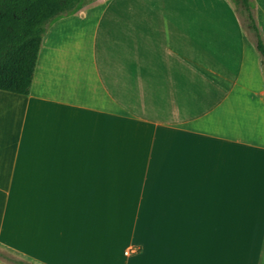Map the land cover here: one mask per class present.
<instances>
[{
    "label": "crops",
    "instance_id": "crops-1",
    "mask_svg": "<svg viewBox=\"0 0 264 264\" xmlns=\"http://www.w3.org/2000/svg\"><path fill=\"white\" fill-rule=\"evenodd\" d=\"M250 47L225 0L54 20L29 93L0 90V264H264Z\"/></svg>",
    "mask_w": 264,
    "mask_h": 264
},
{
    "label": "trees",
    "instance_id": "trees-1",
    "mask_svg": "<svg viewBox=\"0 0 264 264\" xmlns=\"http://www.w3.org/2000/svg\"><path fill=\"white\" fill-rule=\"evenodd\" d=\"M84 0H0V90L28 94L42 38L61 16L77 12ZM264 71V42L247 0H242Z\"/></svg>",
    "mask_w": 264,
    "mask_h": 264
},
{
    "label": "rangeland",
    "instance_id": "rangeland-1",
    "mask_svg": "<svg viewBox=\"0 0 264 264\" xmlns=\"http://www.w3.org/2000/svg\"><path fill=\"white\" fill-rule=\"evenodd\" d=\"M107 1L108 0H84L82 5H81V8L77 12H79L82 9H88L92 6H97V5L105 3ZM194 1L202 2V0H194ZM220 1H223V0H220ZM225 1H227L228 4L231 5L236 17L238 18L240 25H241V27H242L245 35H246V38L248 40L249 46H252V47H250L251 50L253 49L254 52L257 53L256 48H255V43H256L255 33L249 27L247 12L245 11L244 4H243L242 0H225ZM247 1L249 4L250 12L253 15V18H254L255 23H256V18H257V13H258L256 4H255L254 0H247ZM77 12H75V13H77ZM262 94L264 95V91ZM14 258L18 259L17 256H14Z\"/></svg>",
    "mask_w": 264,
    "mask_h": 264
},
{
    "label": "built area",
    "instance_id": "built-area-1",
    "mask_svg": "<svg viewBox=\"0 0 264 264\" xmlns=\"http://www.w3.org/2000/svg\"><path fill=\"white\" fill-rule=\"evenodd\" d=\"M137 252V249L134 248V247H131L129 249L126 250V253L127 254H133V253H136Z\"/></svg>",
    "mask_w": 264,
    "mask_h": 264
}]
</instances>
